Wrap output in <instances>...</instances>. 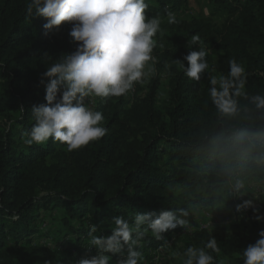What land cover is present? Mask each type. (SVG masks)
<instances>
[{
  "label": "trees",
  "instance_id": "obj_1",
  "mask_svg": "<svg viewBox=\"0 0 264 264\" xmlns=\"http://www.w3.org/2000/svg\"><path fill=\"white\" fill-rule=\"evenodd\" d=\"M209 1L224 14L219 27L178 18L188 0H146V17H159L162 29L154 37L156 59L149 62L154 74L146 90L139 94L135 86L131 98L98 97L93 109L103 114L106 135L69 151L51 139L24 145L20 132L34 123L31 108L45 103L46 68L77 46L69 36L72 24L45 34V18L27 17L30 0H0V264L37 262V249L25 243L38 234L47 211L60 210L59 232L71 241L58 264H71L74 252L91 253L85 242L90 224L98 227V236H108L115 216L131 222L137 213L210 209L234 196L227 181L264 177V108L251 101L264 96V0ZM168 11L178 23H167ZM193 35L200 37L196 44ZM210 46L218 52L215 71L207 55L210 68L199 81L185 76L176 60L187 67L183 57L189 51ZM230 59L245 68L246 95L234 96L236 110L224 113L210 99L209 77L226 76ZM163 73L168 93L159 107ZM256 210L249 212L244 230L238 222L198 232L196 247L215 238L219 254L207 251L216 264L222 259L243 264L242 251L264 230V221L256 219L264 216V197ZM181 231L178 226L162 236ZM139 242L141 253L163 244L150 229Z\"/></svg>",
  "mask_w": 264,
  "mask_h": 264
},
{
  "label": "clouds",
  "instance_id": "obj_2",
  "mask_svg": "<svg viewBox=\"0 0 264 264\" xmlns=\"http://www.w3.org/2000/svg\"><path fill=\"white\" fill-rule=\"evenodd\" d=\"M148 7L146 0H30L26 5L27 17L45 18V34L62 23H71L69 36L77 46L72 53L63 54L43 73V77L48 78L45 103L31 108L34 123L20 132L24 145L44 144L51 139L66 144L68 150L72 151L106 135L103 114L90 107L86 98L123 96L148 72L154 71L149 62L155 63L156 58L152 53L157 41L154 37L162 29L159 17H146ZM166 15L168 24L179 22L173 12L168 11ZM191 39L196 44L200 37L193 35ZM207 55L203 49L189 51L183 57L187 67L181 60L176 61L185 76L199 81L210 68L205 59ZM229 68L226 76L209 77L210 99L224 113L236 110L234 96L246 95L244 66L230 59ZM251 101L256 107L264 108V96L254 95ZM243 187L242 182H236V191ZM248 208L257 211L252 200L237 205V211ZM178 213H137L132 216L131 222L122 216H115L108 236H98V227L90 224L89 246L94 247L97 254L82 258L77 264H112L113 255L121 257L116 264H141L143 255L138 250L141 247L139 241L148 229L153 237L161 239L166 231L178 226L188 227V221L182 218L189 215L188 211L179 209ZM256 219L264 221V216L257 215ZM207 250L219 254L220 248L215 238L208 239L203 247H187L183 264H216L215 257ZM241 258L243 264H264V230L259 231L255 243L242 251ZM219 264H228V261L222 259Z\"/></svg>",
  "mask_w": 264,
  "mask_h": 264
},
{
  "label": "rangeland",
  "instance_id": "obj_3",
  "mask_svg": "<svg viewBox=\"0 0 264 264\" xmlns=\"http://www.w3.org/2000/svg\"><path fill=\"white\" fill-rule=\"evenodd\" d=\"M177 17L182 19L199 18L211 22L218 27L224 20V14L215 10L209 0H188L187 4L180 10V13L177 14ZM207 53L208 61L213 65L212 69H215L218 57L216 48L210 46L207 49ZM145 71L147 72V67ZM153 74L154 71L148 72L141 82L135 83L133 88L127 93V97L131 98L135 86L140 89L139 94H142L146 90L147 84ZM168 82V75L166 73L160 74L158 86L159 95L157 99V105L159 107H162L167 100ZM97 99L98 97H88L86 98V102L90 107L94 108L93 106ZM237 181L242 182L244 185L239 191L235 190ZM225 185L233 191L234 196L231 197V200L218 203L211 209L193 205L190 212H188L189 215L184 217L188 221V227H182L181 233H171L162 236L163 244L142 253L143 260L141 264H152L154 258H156L158 264H183L185 249L189 246L196 247V234L205 229L208 231L214 226H222L228 229L240 222L239 230H244L248 225V214L253 208L237 211V205L242 204L245 200H252L253 206L256 209L260 204L261 198L264 197V182L262 179L241 180L235 178L227 181ZM59 228L60 210L43 213V217L38 221V234L33 235L25 243L26 246L37 249L36 256L38 258L35 264H58L64 261L62 259L67 254L65 248L69 247L67 241L71 240L65 238L62 233L60 234ZM89 241L90 238L85 241L87 248L91 252L89 256L74 252L71 258V264H77L80 259L90 258L97 254V250L89 246ZM120 258L118 256L113 264H116V261ZM75 260L76 262H73ZM228 264H230L229 261Z\"/></svg>",
  "mask_w": 264,
  "mask_h": 264
},
{
  "label": "built area",
  "instance_id": "obj_4",
  "mask_svg": "<svg viewBox=\"0 0 264 264\" xmlns=\"http://www.w3.org/2000/svg\"><path fill=\"white\" fill-rule=\"evenodd\" d=\"M262 181L264 182V177L262 178ZM214 208V207H213ZM208 209V208H207ZM211 209V208H210ZM152 264H158L156 258H154V260L152 261Z\"/></svg>",
  "mask_w": 264,
  "mask_h": 264
}]
</instances>
